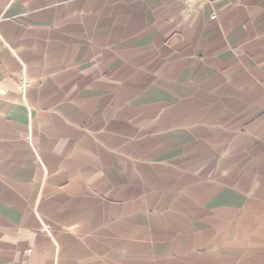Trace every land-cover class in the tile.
I'll return each mask as SVG.
<instances>
[{
	"label": "crops",
	"instance_id": "crops-1",
	"mask_svg": "<svg viewBox=\"0 0 264 264\" xmlns=\"http://www.w3.org/2000/svg\"><path fill=\"white\" fill-rule=\"evenodd\" d=\"M0 264H264V0H0Z\"/></svg>",
	"mask_w": 264,
	"mask_h": 264
},
{
	"label": "built area",
	"instance_id": "built-area-1",
	"mask_svg": "<svg viewBox=\"0 0 264 264\" xmlns=\"http://www.w3.org/2000/svg\"><path fill=\"white\" fill-rule=\"evenodd\" d=\"M21 81H22L23 87H27L28 86V81L25 78H22ZM42 231L43 232H49L50 231V226L45 225L43 227V230Z\"/></svg>",
	"mask_w": 264,
	"mask_h": 264
}]
</instances>
